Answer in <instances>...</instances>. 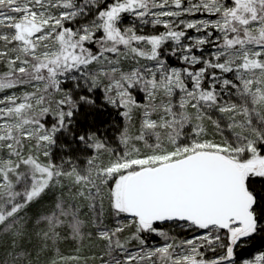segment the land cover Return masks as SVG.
<instances>
[{
    "label": "snow or ice",
    "instance_id": "6c2138e0",
    "mask_svg": "<svg viewBox=\"0 0 264 264\" xmlns=\"http://www.w3.org/2000/svg\"><path fill=\"white\" fill-rule=\"evenodd\" d=\"M100 88L116 145L86 132L84 167L57 163ZM258 234L264 0H0V264H81L69 239L92 264H264L237 251Z\"/></svg>",
    "mask_w": 264,
    "mask_h": 264
},
{
    "label": "trees",
    "instance_id": "16d2710c",
    "mask_svg": "<svg viewBox=\"0 0 264 264\" xmlns=\"http://www.w3.org/2000/svg\"><path fill=\"white\" fill-rule=\"evenodd\" d=\"M124 17V21H125ZM65 87H71V82L65 84ZM7 94V93H2ZM77 96L85 94L83 90H77ZM95 106L81 105L74 116V123L71 125L73 129L72 136H66L63 133L57 137V143L51 148L52 158L59 163L61 157L71 156L75 159L80 167H84L85 159L91 155V152L84 147L78 140V136L86 132H95L98 136L107 139L112 146L116 145V136L118 130L123 126V118L119 116L116 108L109 105L104 99L103 89H97L94 93ZM134 120L138 126V117H134ZM49 124L52 122L49 118ZM64 145L65 147H61ZM107 160L109 157L107 153L103 157ZM257 182V187H259ZM55 200V194L53 192L46 193L37 203H34L30 208V215L40 213L47 210ZM176 225H167L166 229L171 230V234L177 236V239L182 236L180 232H176L173 228ZM162 238L158 236H151L149 244L158 245L162 242ZM81 248L77 252V248ZM4 249H0V254H3ZM97 249L89 246L88 242L85 241L81 247L78 243L69 239L66 242L60 244V253L66 257H73L79 255L81 264L83 260L87 259L88 264H92V257ZM238 255L243 258H249L251 255L257 252H264V234H258L252 241H250L242 249H238ZM70 264H75V261H70Z\"/></svg>",
    "mask_w": 264,
    "mask_h": 264
},
{
    "label": "rangeland",
    "instance_id": "374dc122",
    "mask_svg": "<svg viewBox=\"0 0 264 264\" xmlns=\"http://www.w3.org/2000/svg\"><path fill=\"white\" fill-rule=\"evenodd\" d=\"M125 21H124V23L125 24H128L129 22H130V17H127V16H125ZM159 30H163L162 28L161 29H159ZM145 31H151V26L150 25H148V26H145ZM174 62V61H173ZM174 229H175V231L176 232H180L181 234H182V236H184V237H180L179 239H184V238H187V237H189V236H191L192 235V233H190V232H185L182 228H180V227H178V226H174L173 227ZM178 239V240H179ZM163 243V241L162 242H160L159 244H162ZM158 244V245H159ZM258 253H260V252H257V253H254L253 255H251L249 258H252V257H254L256 254H258Z\"/></svg>",
    "mask_w": 264,
    "mask_h": 264
}]
</instances>
